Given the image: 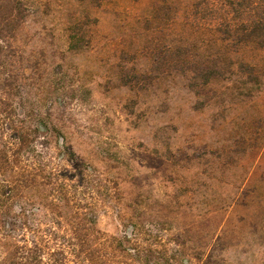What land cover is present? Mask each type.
I'll return each mask as SVG.
<instances>
[{
  "label": "rangeland",
  "instance_id": "obj_1",
  "mask_svg": "<svg viewBox=\"0 0 264 264\" xmlns=\"http://www.w3.org/2000/svg\"><path fill=\"white\" fill-rule=\"evenodd\" d=\"M23 3L0 109L12 79L54 125L37 144L68 201H10L0 140V264H264V47L222 31L228 0Z\"/></svg>",
  "mask_w": 264,
  "mask_h": 264
},
{
  "label": "trees",
  "instance_id": "obj_2",
  "mask_svg": "<svg viewBox=\"0 0 264 264\" xmlns=\"http://www.w3.org/2000/svg\"><path fill=\"white\" fill-rule=\"evenodd\" d=\"M231 11L228 14L219 17L220 27L222 31L229 34L235 32L241 35L242 41L246 43L257 44L264 47V4L257 0H228ZM200 4V3H199ZM198 4V5H199ZM27 17L23 0H0V47H4L3 43L10 49L12 47L11 40L16 37L18 25ZM74 40L75 38L72 37ZM174 49L169 47V54H173ZM183 65L188 70L195 72L198 76H210L209 69L197 67L193 59L186 58ZM247 69L254 72L253 66ZM249 67V68H248ZM248 71V70H247ZM14 78L13 76H11ZM11 79V78H10ZM209 80H207V83ZM8 99H4L5 107L0 109V140H3V157L6 159L7 168L10 171L9 184L6 186L5 194L12 202H24L26 205L34 204L33 197L37 194H29L26 191L34 188L39 191L40 186H45L48 190L47 194L42 197L47 199L55 198L68 201L67 193L56 196L53 191V179L55 173L48 171L51 164L52 154L49 152H41L38 149L37 140L41 132H52L54 125L41 114H28L26 111L19 112L16 110V89H21L17 82L11 81L8 84ZM2 99V98H1ZM2 101V100H1ZM21 107V105L19 106ZM24 119H21V116ZM35 115L36 124L27 123V117ZM68 149V148H66ZM49 155V160H44V155ZM66 156L68 152L66 151ZM44 161V162H43ZM18 164L21 165L22 173L17 175ZM40 178L42 180H40ZM32 193V192H31ZM27 218L37 216V211H22ZM47 215V213H45ZM184 253V252H181ZM180 253V254H181ZM200 259V256H195ZM177 260V257H174ZM188 264H192L189 262ZM209 264V263H207Z\"/></svg>",
  "mask_w": 264,
  "mask_h": 264
}]
</instances>
